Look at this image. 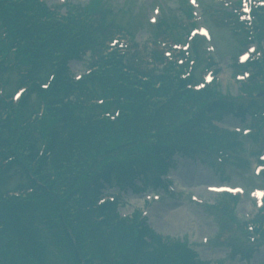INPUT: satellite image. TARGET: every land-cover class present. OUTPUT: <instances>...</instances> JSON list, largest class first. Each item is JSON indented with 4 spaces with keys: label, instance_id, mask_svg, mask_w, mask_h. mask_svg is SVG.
Returning a JSON list of instances; mask_svg holds the SVG:
<instances>
[{
    "label": "trees",
    "instance_id": "1",
    "mask_svg": "<svg viewBox=\"0 0 264 264\" xmlns=\"http://www.w3.org/2000/svg\"><path fill=\"white\" fill-rule=\"evenodd\" d=\"M91 82V89L96 90L98 88L97 82L90 81ZM96 84V85H95ZM100 85V84H99ZM71 88L70 83H61L57 84L52 90L51 93L56 95L51 96V100L53 103H57V101L61 98H64L68 95V90ZM98 92V91H97ZM81 95L80 98H84L86 96V93L84 91V88L81 89ZM119 99L116 101L117 103L115 105L106 104L99 108L89 109V110H82L80 111V114L83 117V120H86L88 123V128H93L94 130L99 131L101 128H105L109 132L112 130H115L114 125L109 124L107 121L108 119H103V115L107 112H111V110L120 109L122 112L123 109L126 108L128 111L134 112L136 114V118L139 122L144 123V118L142 116H149L151 112H154L153 107L149 106L144 99H142L139 96H131L128 94V92H123V94L120 95ZM133 99L132 106L130 105V100ZM118 105V106H117ZM79 111H73V115H78ZM66 118L64 120H61L60 124L62 126L61 130L65 131L66 134H68V141L65 146V151L62 157V166L61 169L63 172H60L57 178V182H51L48 180V177L46 179L47 182V188L43 190V188H39V191L43 194L39 196V201L36 202V204L33 205V209L30 210V214L32 216L37 217L39 219H43L42 224L45 227H56V228H64L66 231L71 230L72 232H76L74 234L73 239L71 237H68L67 243L69 245V249L72 252V255H75V260L77 264H95L97 260V256H100L103 260L106 259L109 260L108 256H110L108 253L106 254L110 245H117L118 243L122 244V236L123 233L119 232L118 230L115 231L114 234L107 235L105 232H103V227L105 224L97 225L96 223L92 222V219L94 220L95 215H102L97 213H86L83 212L84 205L81 207H78L75 211L68 207V199L70 198V193L72 191H63V189L67 188V186L70 185V179L72 176H74L76 172L77 166L80 164L79 159L80 158H73V152H74V139L75 136L80 134V132L83 129L81 126L77 125L78 119L80 117L74 118L70 117L66 113ZM184 115V114H182ZM103 117V118H102ZM177 116L173 118V121L176 122ZM152 123H156L158 127H165L168 128L170 126L169 123L164 124L163 117L159 118L156 114L152 116L151 119ZM153 126V125H152ZM91 132V137L94 138L95 132ZM83 140H87L86 136H82ZM79 147H81V150L84 152V156H87L91 153L92 149L89 150L87 147V144H79ZM59 162V161H58ZM16 164H20L18 161ZM46 164V160L41 162V168H43ZM50 178V176H49ZM54 180V179H53ZM58 182H62L63 185L61 187L58 186ZM76 182V181H75ZM16 204V203H15ZM12 204V202H7L6 204H1L3 207H5V210L3 213L12 212L14 209L12 207L20 205L18 204ZM92 219H91V218ZM57 219V220H55ZM9 227L7 228V231L4 233V230L0 233V246H4V249L0 253V264H12L16 257L21 255L22 252V246L19 242H22L25 246H32V250L37 252L38 254L36 257L39 256V250L38 247H41L40 244L37 242L36 237H39L38 235H34L35 238L33 239V236H29L27 233L23 235L20 233V230H18L17 226L12 222L9 221L8 223ZM80 224L81 228L78 231V228L76 225ZM144 232V233H143ZM140 233V236L138 240L136 241V245L139 248V252L141 253V257H143L147 253H151L150 257H147L146 260H143V263L145 264H196L195 261L192 260V257L190 255V252L186 250L183 246H179L177 244L173 245V242L171 243H165L157 240L154 237H149V242L144 241L143 237L146 235L145 231ZM7 234H10V236L16 240H9L7 243H5V236ZM72 234V233H71ZM127 241V240H126ZM90 242L94 245V251L88 249L90 246ZM119 246V245H118ZM112 247V246H111ZM7 249L10 250V253H16L17 256H10L7 255ZM88 250L92 251L89 252ZM109 261L105 262L108 263Z\"/></svg>",
    "mask_w": 264,
    "mask_h": 264
},
{
    "label": "rangeland",
    "instance_id": "2",
    "mask_svg": "<svg viewBox=\"0 0 264 264\" xmlns=\"http://www.w3.org/2000/svg\"><path fill=\"white\" fill-rule=\"evenodd\" d=\"M217 33H219V40H215L214 44L219 45L218 55H220L223 60L222 65L223 63L225 64V62L227 65L228 56L233 55L232 51L234 46L229 47L230 45H226V43L220 41L221 36H229L227 33ZM229 37L226 38V42L229 41ZM139 40L142 41L145 40V38L140 37ZM69 65L71 72L74 73H77L83 69L79 63L76 64L70 62ZM225 76L226 77L222 79V87L224 90H232V86L234 85L228 81L229 76H227L226 72ZM247 144L248 143L245 144L244 148L247 147ZM257 146L259 145H255V147ZM247 160L251 163L253 162L251 157H247ZM185 164L186 167L184 171L178 174L183 188L189 190L190 186L193 188H200L201 185L222 184L220 178H217L218 173H215L211 168L201 166L196 167L190 162ZM250 169L252 170V165H250V167L245 166L243 169L236 166H232V169H230L229 166L224 168V170H226V174L229 171H233V174L229 172L231 174V185L241 184L246 186L248 190L253 187V179H255V177H252V172ZM203 189L204 187H202L199 195H205L208 197V199L212 198V196L206 195L208 193H205ZM246 194L248 195L247 192L244 193V195ZM141 201L144 200L142 199ZM140 207V211L143 210V205ZM163 209L169 210L162 213L160 210ZM254 211L255 208L254 204L252 203V197H244V199L239 202L235 214L237 215L238 219L244 220L245 217ZM148 212V223L153 230H156L159 234L161 233L163 236L170 238H186L189 241L190 246L196 250L195 252L197 253L199 260L209 259L215 262L217 260H224V257L227 256L228 252L226 250L222 251L221 249L213 246H211L210 249L201 247L207 238L214 239L219 227L217 226L215 216H213L211 212L205 211L204 206L200 207L189 203L187 193L178 199L164 200L158 204H154L152 206L151 212L150 210H148ZM145 214H147L146 210ZM53 258L54 257H51L52 262Z\"/></svg>",
    "mask_w": 264,
    "mask_h": 264
},
{
    "label": "bare ground",
    "instance_id": "3",
    "mask_svg": "<svg viewBox=\"0 0 264 264\" xmlns=\"http://www.w3.org/2000/svg\"><path fill=\"white\" fill-rule=\"evenodd\" d=\"M52 105L55 111L60 110V105L58 103H53Z\"/></svg>",
    "mask_w": 264,
    "mask_h": 264
},
{
    "label": "snow or ice",
    "instance_id": "4",
    "mask_svg": "<svg viewBox=\"0 0 264 264\" xmlns=\"http://www.w3.org/2000/svg\"><path fill=\"white\" fill-rule=\"evenodd\" d=\"M245 59H246V57H245Z\"/></svg>",
    "mask_w": 264,
    "mask_h": 264
}]
</instances>
